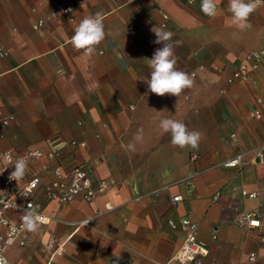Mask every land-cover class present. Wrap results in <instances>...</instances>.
I'll list each match as a JSON object with an SVG mask.
<instances>
[{
  "label": "crops",
  "instance_id": "crops-1",
  "mask_svg": "<svg viewBox=\"0 0 264 264\" xmlns=\"http://www.w3.org/2000/svg\"><path fill=\"white\" fill-rule=\"evenodd\" d=\"M78 1L0 0V162L5 151L46 152L60 137L84 144L59 146L60 164H85L107 189L90 202L76 198L64 205L40 189L33 201L50 220L37 232L24 229L23 246L9 248L7 259L165 264L184 238L167 222L187 216L208 249L203 264H264V217L253 230L236 224L238 215L264 208V118H250L255 99L264 96V74L227 82L246 53L264 49V8L239 30L231 25L229 0H218L223 15L214 20L200 11V0ZM57 5L71 10L49 18ZM96 13L103 16L105 39L86 57L71 37ZM153 29L171 31L173 42L180 41L173 49L176 68L193 85L179 97L148 90L145 58L163 47L153 43ZM164 118L199 131L198 149L173 146L159 128ZM141 128L143 141L129 152ZM236 156L240 166L223 165ZM173 196L181 197L176 206ZM8 216L23 223L24 214Z\"/></svg>",
  "mask_w": 264,
  "mask_h": 264
},
{
  "label": "built area",
  "instance_id": "built-area-1",
  "mask_svg": "<svg viewBox=\"0 0 264 264\" xmlns=\"http://www.w3.org/2000/svg\"><path fill=\"white\" fill-rule=\"evenodd\" d=\"M184 3L191 4L193 0H180ZM195 1V0H194ZM82 3V0L77 2ZM264 8V0H261L257 9ZM70 7L57 5L50 12L49 18H57L59 14L70 12ZM42 21L34 25V29L42 26ZM0 53V56H3ZM256 74H264V49L250 51L246 53L242 60L232 70L227 79L228 84L235 81H247L249 77ZM262 108H264V96L255 99L250 111L252 120H261ZM3 124H7L4 120ZM69 144L72 146H81L74 141L65 142L60 137H56L49 141V150H30L24 155L13 156V158L24 157L28 159V169L25 177L19 181H10L9 174L14 170V166H10L5 170V165L2 162V157L8 151L3 152L0 162V255L6 259L5 252L19 244L23 246V241L20 240L24 231L23 223H13L8 212L25 214V210L30 206H35L33 198L41 189L47 199L56 201L64 205L70 201L80 198L85 202L92 201L98 194L106 191L107 183L103 180H93L90 176L85 164H79L70 168H64L58 158L57 148L61 145ZM261 159V151L257 152ZM36 163L40 165V172H33L30 167ZM241 164V156H236L233 159L225 162L226 167H238ZM42 173L50 175L48 181L44 180ZM245 194V193H244ZM249 197L255 194H249ZM181 201V197H171V203L176 206ZM45 219L43 223L49 222V217L40 213ZM264 217V208H259L249 213L240 214L236 218V224L246 231L256 229L260 226V219ZM82 224V223H81ZM171 230H179L184 234L183 241L179 248L173 253L165 264H203V259L208 254L206 244L198 238L197 224L187 216L181 217L178 221L169 220L167 222ZM253 254L249 256V260H253ZM8 264H11L7 259Z\"/></svg>",
  "mask_w": 264,
  "mask_h": 264
},
{
  "label": "clouds",
  "instance_id": "clouds-1",
  "mask_svg": "<svg viewBox=\"0 0 264 264\" xmlns=\"http://www.w3.org/2000/svg\"><path fill=\"white\" fill-rule=\"evenodd\" d=\"M194 2V0H193ZM261 0H229L227 12L231 17V25L239 30L248 27L250 16L257 10ZM200 11L210 19H216L223 15L218 0H200ZM155 44H162L163 47L155 50L151 59L145 58L148 67L151 69L150 78L146 79L149 92L157 96L173 95L179 97L184 90L193 85L191 76L176 68L174 55V44L179 45L180 41L173 42V33L164 29L154 30ZM105 39L103 16L96 13L83 18L75 27L71 37V45L77 51H82L86 57L93 55L97 47ZM159 128L162 134H170L171 144L181 149H198L202 134L197 130H189L187 125L181 121L171 118H164L159 121ZM143 141V129H138L133 140L128 143L127 150L135 152L137 144ZM2 162L6 166H14L9 174L10 181H21L28 169V159L24 157L13 158L11 153H5ZM23 229L30 232H37L44 217L39 212V206H30L25 210L23 216ZM89 221L86 222V224ZM85 224V225H86ZM0 264H8L7 259L0 255Z\"/></svg>",
  "mask_w": 264,
  "mask_h": 264
}]
</instances>
